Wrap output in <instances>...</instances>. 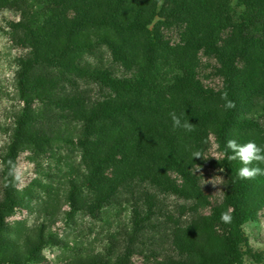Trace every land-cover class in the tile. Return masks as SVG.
Segmentation results:
<instances>
[{
    "label": "trees",
    "instance_id": "trees-1",
    "mask_svg": "<svg viewBox=\"0 0 264 264\" xmlns=\"http://www.w3.org/2000/svg\"><path fill=\"white\" fill-rule=\"evenodd\" d=\"M20 1L7 3L22 17ZM116 1L126 6L137 24L120 27L114 20L103 23L98 18L93 25L102 30L113 66L93 73L99 98L88 99L95 118L87 121L84 143V156L91 165L90 192L72 199L71 207L103 224L104 239L128 257L136 253V242L155 236L156 254L166 252L168 242L177 256L192 253L201 263L213 261L212 253L188 240L192 233L182 228L184 213L166 204L167 197L205 203L200 169L208 159L224 180L218 198L206 206L209 217L227 229L226 259L235 261L237 245L246 243L240 224L264 206V176L239 179L241 162L219 153L226 150L228 140L243 144L247 135L264 148V0H239L244 12L237 23L230 15V0H107L105 4L112 7ZM205 1L214 4L210 19L195 8ZM101 6L92 0L85 8L99 15ZM243 51L252 61L248 78L254 86L249 93L241 89L244 71L238 62ZM164 68L172 71L164 90L184 95L170 113L189 121L191 132L174 130L170 113H161L158 73ZM225 92L235 102L234 109H225L221 99ZM114 103L122 113L110 115L108 123L100 115ZM28 134L26 140H36L35 133ZM210 135L217 160L207 151ZM195 152H201V158H195ZM225 212L232 216L229 223L221 220ZM123 214L127 224L119 225L116 220ZM35 254L30 251L29 258L38 260Z\"/></svg>",
    "mask_w": 264,
    "mask_h": 264
},
{
    "label": "rangeland",
    "instance_id": "rangeland-1",
    "mask_svg": "<svg viewBox=\"0 0 264 264\" xmlns=\"http://www.w3.org/2000/svg\"><path fill=\"white\" fill-rule=\"evenodd\" d=\"M88 1L22 0L21 17L9 10L7 0H0V264H264V206L240 224L246 243L237 245V260L226 259L227 229L209 217L206 206L218 198L224 177L208 159L200 169L205 203L167 197L166 204L184 213L182 228L192 233L188 240L212 253L213 261L201 263L192 253L177 256L168 242L166 252L156 254L155 236L136 242V253L128 257L104 239L103 224L72 209V199L90 192L91 165L84 143L87 121L95 118L88 99L99 98L93 73L113 66L102 30L93 25L98 18L120 27L137 24L120 2L111 7L107 0H97L101 13L94 15L85 8ZM195 8L206 19L214 13L210 1ZM229 9L239 22L244 12L239 0H230ZM238 63L244 71L241 89L249 93L254 86L248 78L252 61L245 51ZM171 74L167 68L158 73L165 115L184 99L164 90ZM121 113L114 103L100 116L109 123L110 115ZM29 132L36 140H26ZM248 142L258 146L252 135L243 138V144ZM207 151L209 158L218 159L212 135ZM124 218L117 223L127 224ZM30 251L38 260L29 258Z\"/></svg>",
    "mask_w": 264,
    "mask_h": 264
},
{
    "label": "clouds",
    "instance_id": "clouds-1",
    "mask_svg": "<svg viewBox=\"0 0 264 264\" xmlns=\"http://www.w3.org/2000/svg\"><path fill=\"white\" fill-rule=\"evenodd\" d=\"M221 99L225 101V109H234L236 107L235 102L228 98L227 92H225ZM173 129L183 128L185 131L191 132L193 125L189 121H182L180 116L175 113H170ZM227 150H231L232 155H228ZM195 158H201V152L193 153ZM219 155L227 156L229 161L239 160L243 167L238 169V178L241 180H252L257 176H264V168L250 167L254 162L258 164H264V148L258 147L255 142H248L246 144H238L236 140L230 139L227 141L226 150L219 153ZM20 179L19 174L16 176ZM231 209H229V212ZM229 212L222 213L221 220L225 223H229L232 220V216Z\"/></svg>",
    "mask_w": 264,
    "mask_h": 264
}]
</instances>
